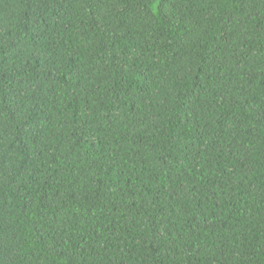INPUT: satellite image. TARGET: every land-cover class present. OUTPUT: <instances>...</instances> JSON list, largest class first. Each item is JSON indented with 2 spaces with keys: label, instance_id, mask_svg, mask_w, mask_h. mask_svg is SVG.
Returning a JSON list of instances; mask_svg holds the SVG:
<instances>
[{
  "label": "trees",
  "instance_id": "1",
  "mask_svg": "<svg viewBox=\"0 0 264 264\" xmlns=\"http://www.w3.org/2000/svg\"><path fill=\"white\" fill-rule=\"evenodd\" d=\"M0 264H264V0H0Z\"/></svg>",
  "mask_w": 264,
  "mask_h": 264
}]
</instances>
